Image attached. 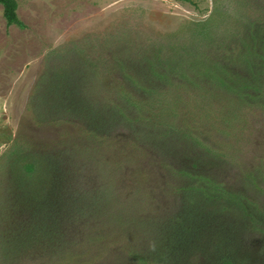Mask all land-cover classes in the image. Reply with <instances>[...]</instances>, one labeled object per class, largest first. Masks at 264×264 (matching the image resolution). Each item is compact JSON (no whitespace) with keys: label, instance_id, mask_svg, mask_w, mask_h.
Masks as SVG:
<instances>
[{"label":"rangeland","instance_id":"374dc122","mask_svg":"<svg viewBox=\"0 0 264 264\" xmlns=\"http://www.w3.org/2000/svg\"><path fill=\"white\" fill-rule=\"evenodd\" d=\"M0 6V264H264V0Z\"/></svg>","mask_w":264,"mask_h":264},{"label":"trees","instance_id":"16d2710c","mask_svg":"<svg viewBox=\"0 0 264 264\" xmlns=\"http://www.w3.org/2000/svg\"><path fill=\"white\" fill-rule=\"evenodd\" d=\"M0 6L3 9V18L7 27L18 26L24 28L18 17V3L16 0H0Z\"/></svg>","mask_w":264,"mask_h":264}]
</instances>
